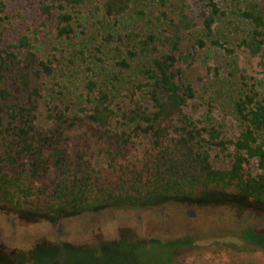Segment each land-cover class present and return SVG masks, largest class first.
<instances>
[{
  "label": "trees",
  "instance_id": "16d2710c",
  "mask_svg": "<svg viewBox=\"0 0 264 264\" xmlns=\"http://www.w3.org/2000/svg\"><path fill=\"white\" fill-rule=\"evenodd\" d=\"M131 1L94 0L92 6L103 19L118 21ZM202 1L207 15L195 41L200 49L215 47L232 55L236 48L257 50L264 44V0ZM83 3L52 0L43 5L56 37H75L80 16L76 19L67 8ZM3 12L0 2V21ZM144 16L138 12L127 27L106 30L91 49L99 66L82 85L80 97L88 109L77 110V99L70 101L59 89L54 91L59 103L46 106L44 124L37 115L39 80L54 76L58 57L41 55L26 34L15 41L1 40V208L56 215L229 190L264 203V54L258 61L260 77L228 72L237 80L229 108L240 132L236 140L227 141L211 117L192 120L184 113L183 106L196 92L184 83L178 56L159 48L156 27H147L150 20L141 24ZM224 32L232 36L231 45L223 40ZM83 49L70 53L68 62L85 60ZM208 69L215 82L221 80L219 67ZM79 129L84 131L77 135ZM85 134L101 140L104 163L92 161ZM229 144L234 146L232 153L227 152ZM226 152L230 165H216L214 157ZM251 159H256V174L250 172ZM234 234L264 248L263 232L247 226ZM219 254L222 264H261L228 246H220Z\"/></svg>",
  "mask_w": 264,
  "mask_h": 264
},
{
  "label": "rangeland",
  "instance_id": "374dc122",
  "mask_svg": "<svg viewBox=\"0 0 264 264\" xmlns=\"http://www.w3.org/2000/svg\"><path fill=\"white\" fill-rule=\"evenodd\" d=\"M0 2L4 5L0 47L1 40L15 41L26 34L41 55L58 57L54 76L39 80L40 124L45 123L46 106L59 103L54 92L59 89L70 101L77 99V110L88 109L84 97H80L82 85L86 76L97 74L99 66L91 49L106 30L127 27L132 17L142 12L145 16L141 24L145 26L144 22L150 20L147 27H156L159 48L178 56L182 79L196 92L183 106L184 113L192 120L211 117L221 125L225 140H236L240 126L229 108V97L237 87V80L228 72L260 77L258 61L264 54V44L257 50L236 48L232 55L215 47L200 49L195 41L207 15L202 0H132L127 14L118 21L103 19L92 6L94 0H84L81 7L67 8L76 19L80 16V26L71 40L56 37L52 19L43 13V5L52 0ZM223 36L231 45L232 36L226 32ZM86 44L88 47L83 49ZM81 49L86 59L77 58L69 63L70 53ZM209 67H219L221 80L214 81ZM83 131L79 129L77 135ZM85 137L89 139L92 161L104 163L101 140L86 134ZM228 146L227 152L232 153L234 146ZM227 152L214 157L216 165H230ZM249 166L251 173L259 172L256 159H251ZM247 226L264 233V203L256 204L230 190L186 198H155L140 204L91 206L56 215L0 207V264H222L220 246L249 253L264 264V248L252 246L234 234ZM170 241L174 245L165 243Z\"/></svg>",
  "mask_w": 264,
  "mask_h": 264
}]
</instances>
